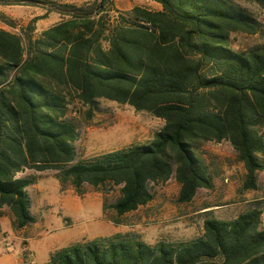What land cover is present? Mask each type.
Here are the masks:
<instances>
[{
    "label": "trees",
    "instance_id": "16d2710c",
    "mask_svg": "<svg viewBox=\"0 0 264 264\" xmlns=\"http://www.w3.org/2000/svg\"><path fill=\"white\" fill-rule=\"evenodd\" d=\"M153 1L160 11L122 13L107 9L108 0L51 3L61 21L37 39L32 25L23 35L0 28V209L9 208L17 229L36 222L28 193L35 178L19 176L26 169L57 171L62 189L71 182L79 197L86 184L119 187L111 208L123 216L151 203V186L173 175L181 204L212 189L196 149L228 141L246 170L243 188L258 189L264 44L237 51L230 41L256 35L258 21L233 0ZM0 21L14 27L5 14ZM100 100L148 112L164 127L148 144L77 161L70 106L88 107L91 118ZM262 215L253 207L233 220L207 218L204 234L186 241L150 245L136 233L83 240L53 252L48 264H264Z\"/></svg>",
    "mask_w": 264,
    "mask_h": 264
},
{
    "label": "rangeland",
    "instance_id": "374dc122",
    "mask_svg": "<svg viewBox=\"0 0 264 264\" xmlns=\"http://www.w3.org/2000/svg\"><path fill=\"white\" fill-rule=\"evenodd\" d=\"M35 1L0 6V13L13 20L14 26L0 21V28L23 35L25 29L32 25V37L37 39L61 19L58 14L49 11L51 3L82 6L97 0ZM233 1L248 10L258 21L259 31L256 35L232 34L231 47L242 51L264 44V6L257 0ZM134 7L155 11L157 5L153 0H108L106 5L107 9L122 13ZM69 115L79 130L75 143L77 161L132 145L148 144L164 127V121L148 112H139L128 104L121 105L108 100L99 101L91 118L88 117V107L77 102L70 106ZM196 155L209 168L214 187L200 189L189 204L178 202L180 185L175 175L166 184L151 186L154 194L151 203L123 216H118L111 208L120 196L119 187L105 189L86 184L83 187L85 194L79 197L71 182L59 191V182L50 179L45 190L51 197L48 200L40 198L31 189L34 197L32 213L36 218L34 224L22 230L17 229L9 208L0 209L4 214L0 218V242L11 243L14 246L13 253L22 250L24 264H46L52 251L75 242L117 233L139 234L150 245L161 240H191L204 234L205 219L214 217L231 220L257 205L263 207L264 227V169L258 175V189L247 191L243 188L245 167L228 141L200 143ZM260 159L264 166V154L260 155ZM24 172L26 176L34 178H55L57 174L55 170L45 171L42 175H37L38 171L32 169ZM104 204L106 211L103 209Z\"/></svg>",
    "mask_w": 264,
    "mask_h": 264
},
{
    "label": "crops",
    "instance_id": "0c3cea01",
    "mask_svg": "<svg viewBox=\"0 0 264 264\" xmlns=\"http://www.w3.org/2000/svg\"><path fill=\"white\" fill-rule=\"evenodd\" d=\"M155 4L157 5V8L155 11H160L162 9L161 5L157 2H155ZM61 21V19L59 20V22ZM57 22V23H59ZM56 25V24H55ZM27 170V169H26ZM43 172H37V175H42ZM21 175V176H20ZM25 175V176H24ZM20 177H27L25 172H22L19 174ZM50 179H54L53 181H55L56 178L54 177H51V178H46L44 176H37L34 180V183L28 188V193L30 195V198H31V201H32V212L34 213V200H33V195L31 193V189H34L36 191V194L39 195L40 198H47V200L49 198H51L47 193H46V188H47V182H49L48 180ZM214 179V178H213ZM57 180V179H56ZM58 181V180H57ZM59 182V181H58ZM214 187V186H213ZM259 187V186H258ZM59 191L61 189V185L59 183V187H58ZM199 192V191H198ZM198 194V193H197ZM197 196V195H196ZM195 196V198H196ZM60 198V197H59ZM46 200V202H47ZM254 207H259L262 212H263V207H261L260 205H257V206H254ZM253 208V207H252ZM207 209H210V208H207ZM138 211V210H136ZM206 211V210H204ZM135 212V211H134ZM241 214V213H240ZM236 218V217H235ZM234 218V219H235ZM233 220V219H231ZM262 222H263V215H262ZM2 223V222H1ZM6 246H7V243H5V241L2 243L0 242V264H24V259H23V256H22V250L19 251V253H13V251L10 253V254H5L6 252ZM14 247V246H13ZM28 249L30 250V247L28 245ZM56 251V250H55ZM55 251H52L50 252L49 254V259L47 261L46 264L49 263L50 261V256L53 252ZM32 258H33V254H32ZM36 264V263H35Z\"/></svg>",
    "mask_w": 264,
    "mask_h": 264
},
{
    "label": "built area",
    "instance_id": "2783aa9c",
    "mask_svg": "<svg viewBox=\"0 0 264 264\" xmlns=\"http://www.w3.org/2000/svg\"><path fill=\"white\" fill-rule=\"evenodd\" d=\"M13 249H14L13 245L11 243H7L5 254H10L13 251Z\"/></svg>",
    "mask_w": 264,
    "mask_h": 264
}]
</instances>
